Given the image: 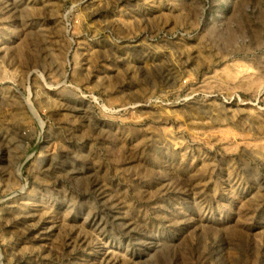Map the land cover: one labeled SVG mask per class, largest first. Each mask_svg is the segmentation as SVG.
<instances>
[{"label": "rangeland", "instance_id": "1", "mask_svg": "<svg viewBox=\"0 0 264 264\" xmlns=\"http://www.w3.org/2000/svg\"><path fill=\"white\" fill-rule=\"evenodd\" d=\"M0 264H264V0H0Z\"/></svg>", "mask_w": 264, "mask_h": 264}]
</instances>
